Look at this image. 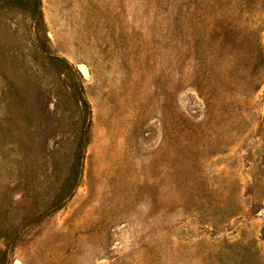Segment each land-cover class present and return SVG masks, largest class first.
<instances>
[{
  "label": "rangeland",
  "instance_id": "1",
  "mask_svg": "<svg viewBox=\"0 0 264 264\" xmlns=\"http://www.w3.org/2000/svg\"><path fill=\"white\" fill-rule=\"evenodd\" d=\"M0 264H264V0H0Z\"/></svg>",
  "mask_w": 264,
  "mask_h": 264
},
{
  "label": "trees",
  "instance_id": "2",
  "mask_svg": "<svg viewBox=\"0 0 264 264\" xmlns=\"http://www.w3.org/2000/svg\"><path fill=\"white\" fill-rule=\"evenodd\" d=\"M83 99H85V97H83Z\"/></svg>",
  "mask_w": 264,
  "mask_h": 264
}]
</instances>
